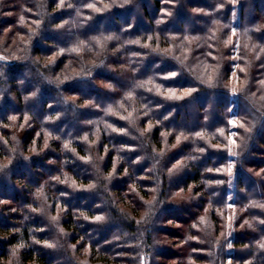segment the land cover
Wrapping results in <instances>:
<instances>
[{"label":"trees","instance_id":"trees-1","mask_svg":"<svg viewBox=\"0 0 264 264\" xmlns=\"http://www.w3.org/2000/svg\"><path fill=\"white\" fill-rule=\"evenodd\" d=\"M8 3L18 4L16 7L24 9L23 14L30 18V21L35 22L38 18L41 22L38 29L34 27L36 25L31 26L34 27L31 31L36 32L33 34L35 38L31 49L33 55L47 57L51 53L49 47L52 46L60 52H65V55L61 56L56 66L45 69L40 63L28 57L11 63L0 61V121L8 122L9 115L13 114L22 116L30 114L40 130H48L55 136L52 141L53 148L60 152L62 158H66L74 165L72 167L65 164L63 167V164H58L59 157L51 152H47L45 156L24 159L22 153L17 151L11 166L2 173V181L10 183L6 186L3 182L0 183V198L9 197V192L15 197L16 192L12 187L14 181H26L27 189L30 188L28 192H31L39 183L38 181L33 183L31 174L32 172L35 174V171L40 172L41 178H51L53 172L62 170L61 177H64V171H68L77 181L86 184L91 179L96 180L95 163L75 159L70 151L61 147L62 142L71 143L70 146L85 157V153L91 148H88L82 139V136L89 131V126H83L82 122L102 119L115 122L117 120L114 119L115 115L111 111L116 104H125L128 107L135 105L148 115V119L156 122L154 135L150 137L153 140L150 142L148 137L140 135L125 122H115L117 126L126 128L125 133L108 134L105 131L101 139L110 149L115 146L114 152L120 156V175L124 173L125 165L131 170L126 178L110 183L111 191L117 194V199L121 197L122 202L131 197L134 199L137 195L136 190L129 194V185L139 183L138 189L142 192L140 189L144 181L136 176H139L141 167L147 169L146 167L152 166L155 183L159 186L158 200L155 201V205L149 204L154 213L149 217L148 224L141 229L142 226H137L134 220L116 207V202L105 190V182H98L99 185L91 190L77 192L51 179L47 183L46 196L54 207L57 203L65 206L66 211L61 223L69 234L67 237L70 242L75 244L80 241L84 246L88 245L93 257L99 258L96 264H119L117 258L112 256L116 250L114 244L118 239L125 249V255L127 254L124 259L125 264H136L142 248L137 244L140 237V240L145 241L146 249L154 252L156 257L161 259L162 250L157 251L152 240L153 234H158L157 225L162 218L164 219V215L171 212L173 214L170 209L160 206L164 197L168 196L172 189H180L181 186L188 188L193 184L195 189H201L206 193L202 200L194 201L195 203L210 201L214 207L226 208L228 183L223 175L226 169L224 165L233 163L236 166L235 173L239 183L234 205L238 208L245 207L243 208L246 210L245 216L252 219L251 228L256 232L241 235L238 233L234 236V250L231 254L221 242L210 240L208 235L200 243L206 242L208 245L206 257L208 261L212 258L209 250L215 247L219 264L223 263L228 255L235 262L250 258L252 264H264V223L259 222L261 218L264 221V218L259 215L262 211L252 207L254 202L262 201L264 180L253 177L245 170L256 167L252 158L254 153H257V147L264 145V96L259 94L261 95L259 98L256 93L255 97H251L250 93L233 92L222 79L223 70H219L218 66L220 74L215 73L216 81L206 83V79L201 77L202 72L198 70L202 67L192 64L196 63L195 58L193 60L191 58L192 63L189 66L178 58L184 52L183 49L176 50L179 54L175 52L176 54L169 55L159 47L158 49L155 47L161 42L177 44V40L197 39V42L184 41V47H191V43H194L192 48L198 49L192 51L194 57L202 58L201 60L204 61L209 60L211 63L214 61L213 56H217L218 61L221 62L224 51L218 48L215 32L219 27H226L229 31L236 29L242 34L246 43L255 42L263 47L264 51V27L260 26L261 15H264V0H9ZM31 8L36 9L37 14L32 13ZM140 10L141 16H137L135 12ZM32 14H35V17ZM28 20L23 18L25 22ZM100 42L103 43L99 45ZM82 52L86 56H80ZM252 54L247 51L245 53L246 65L251 68V76L248 73L247 78L249 84L257 81L260 71L258 69V73L257 71L253 73L252 69L264 67V55L258 62ZM65 57L76 58L80 72L76 77L74 75L76 79L72 84L66 83L62 86L55 84L47 76V72L48 69L57 70ZM120 64L126 66L128 70L118 72L112 70L113 67L118 68ZM108 73L113 77L107 76ZM208 73L206 72V75ZM24 75H28L35 88L46 86L48 91L53 90L56 93L54 95H58L57 103L54 101L49 103L50 94L47 92L43 94L44 91L41 92L45 99L40 93L31 98L30 90L18 84L21 79L26 81L23 79ZM262 75L264 69L260 72V76ZM5 80L8 81L7 85ZM98 80L112 84L111 90L101 89L95 83ZM249 84L248 86L253 88L254 85ZM73 85L80 86L83 89L81 97L84 100L88 97L96 102L97 106H94L100 111L90 112L80 103L68 99L69 95L80 94L79 91L69 89ZM155 87L161 90H188L189 93L181 100H165ZM257 92L264 93V86L258 85ZM5 95L9 99L4 98ZM12 96L15 97V102L12 101ZM38 103L42 108L35 112ZM55 104H58L56 108H50L49 105ZM193 104L199 107L197 111L191 109ZM179 110L185 112V118L181 119ZM231 115L245 123V127H240L239 131L245 134L246 141L237 154L231 155L226 150L215 148L212 142L206 141L202 136L189 138L188 142L177 150L169 152L168 155L160 153L162 141L159 132L162 130L186 134L190 137L197 134L217 135L218 129H223L221 126H225L224 130L228 133L227 127L232 128L228 124ZM69 121L76 123L71 125ZM180 121L182 125L179 124ZM236 130L238 133V129ZM32 134L33 132H28L25 135L23 140L25 148L32 143ZM215 137L213 141L217 140ZM57 138L59 140H56ZM153 142L158 147V151H153ZM6 150V146L0 142V155L6 153ZM114 152H111L107 160L105 168L107 172L115 157ZM50 158L57 160L56 168L43 165ZM178 158L184 162L187 173L183 172L184 179L181 174L178 175L179 178L177 175L168 178V167ZM25 173L28 175L25 176ZM143 189L151 188L146 186ZM242 191L245 193L243 194ZM126 192H128L126 197L122 198L121 194ZM17 200L18 204H22L21 209L24 211L21 218L11 211L3 213L0 210V264H6L9 257L12 258L11 255L17 254L15 251L20 247L23 248L19 251L18 258H12L14 260L12 264H80L68 250L64 235L57 234L54 225L46 221L44 213H34L28 209L33 206L36 208L38 204L22 196ZM133 205L135 210L139 207L137 201ZM182 215L186 218L190 213L183 211ZM96 217L100 219L95 221L93 218ZM45 241L50 242V246H47ZM219 245L220 249H218ZM200 246L203 247L202 244ZM246 246L249 248L238 250ZM200 258L196 257L199 260ZM187 261L186 258L185 264ZM197 263L201 262L197 261Z\"/></svg>","mask_w":264,"mask_h":264},{"label":"rangeland","instance_id":"rangeland-1","mask_svg":"<svg viewBox=\"0 0 264 264\" xmlns=\"http://www.w3.org/2000/svg\"><path fill=\"white\" fill-rule=\"evenodd\" d=\"M45 1V0H40ZM64 1V0H61ZM9 0H0V61L3 63H11L14 60L23 59L25 57L32 58L37 63H40L43 67V69L48 67H54L58 62H60L61 56L65 55V52H60V50L55 49V47H49L51 53L47 57H41L36 56L31 53L32 49V43L33 39L35 38L33 34H36V32H32L34 27L38 29V26L40 25V21L37 18L35 22L30 21L31 19L26 17L23 13L25 12L24 9H21V7H16L18 4H9ZM152 5V3H150ZM2 6V8H1ZM32 13H36V9H32ZM38 12V11H37ZM198 12V11H193ZM37 14V13H36ZM137 16H141L142 11L135 12ZM33 17H35V14H32ZM23 18L29 19L28 21H23ZM22 19V20H21ZM261 27H264V15H261ZM30 21V22H29ZM36 25V26H34ZM34 26V27H31ZM146 26H148V23H146ZM27 27V28H25ZM29 31L32 32V34L29 33ZM215 36L218 38L217 43H219L218 48L223 49L224 55L222 56L221 62L218 61L217 56H213L214 61H211V64L209 60H201L202 58L194 57L192 55L193 49L192 45L194 43H191V47H184L185 42L184 41H192L194 39H183L184 41L177 40V44L172 43H157V47L163 52H166L169 55L179 54L177 49L180 48L183 49V53H181L178 58L182 60V62H185L186 65L189 66V64L192 63L191 58H195L196 63L201 66L202 68H198L199 71L202 72V76L206 83H214L216 81L215 73L218 75L220 74L219 70H223V80L226 81V85L229 87V89H232L233 92L240 91L242 93H250L251 97H255L256 93H258L257 97L264 96V93L257 92L258 91V85L264 86V75L260 76V72L264 69V67H256V69H252L253 73L260 69L259 75L256 78L257 81L254 82V84H249L247 78L249 77L250 73V67H248L247 64V56L245 55L246 51L249 53H253L254 58L259 60L262 58V55H264V51L262 50L263 47H261L259 44H256L255 42H248L246 43L242 34H239L236 29H231V31L227 30L226 27H219L218 30L215 32ZM103 40V39H102ZM197 39L194 40V42ZM179 41V42H178ZM104 42V41H103ZM103 42H100L99 45H101ZM184 42V43H183ZM182 43V45H181ZM179 44V45H178ZM244 44V45H243ZM180 46V47H179ZM241 46H243V49H241ZM195 47L196 44H195ZM245 47V48H244ZM181 52V51H180ZM80 56H86L84 55V52H82V55ZM251 56V55H250ZM85 58V57H84ZM221 58V57H220ZM252 58V57H250ZM76 59V58H75ZM72 57H65L64 62L59 65L60 67L57 70H50L48 69L47 76L51 78L55 84L58 85H65L66 83L72 84V82L75 81V77L77 76V73L80 72V66L78 62L75 61ZM216 59V60H215ZM194 62V61H193ZM259 64V63H258ZM257 64V65H258ZM219 67V70L217 68ZM207 67V68H206ZM206 68V69H205ZM212 68V69H211ZM113 71H125L128 70V68L122 64L118 68H112ZM218 70V72H216ZM3 72V71H2ZM206 72H209L206 75ZM5 73V72H3ZM249 73V74H248ZM75 75V77H74ZM110 73L107 74L109 76ZM106 76V75H105ZM111 78L113 77L110 75ZM167 78H169L167 76ZM23 79H26V81L20 80L18 82L19 85L26 86L27 90L31 92L30 97L34 98L36 95L40 93V96L44 97V93L47 92L50 94V99L48 100L49 103L54 101L57 103L58 95H54L53 90H47L46 86H32V81L29 80L28 75H24ZM103 79V78H102ZM7 85L8 81H4ZM96 84L101 87V89L104 90H111L112 84H109V82L105 83L102 81L95 82ZM223 83V81H222ZM67 84V85H68ZM249 85H254L251 88ZM247 85V88L245 86ZM32 86V87H30ZM22 87V88H24ZM41 87V88H38ZM11 88V86H10ZM21 88V89H22ZM83 88V87H82ZM156 88V91L158 94L162 97H164L165 100H181L182 97L186 96L189 91L188 90H167L161 88ZM154 88V90H155ZM42 89V90H41ZM69 89L72 91H79L80 94H72L69 95L68 99L80 103L83 105V108H88L90 112L93 111H100L99 108H95L94 105L97 106V103L93 100H90V98L86 97L85 100L83 97H81L82 93L81 91L83 89L80 88V86H71ZM79 89V90H78ZM254 89V90H252ZM39 90V92H38ZM43 94H42V92ZM74 93V92H72ZM1 94V93H0ZM33 94V95H32ZM56 94V93H55ZM87 94V93H86ZM261 94V95H259ZM53 95V96H52ZM3 96V93H2ZM9 99L6 95L4 98ZM67 97V95H66ZM256 97V98H257ZM3 98V97H2ZM260 98V97H259ZM12 101L15 102V97H11ZM58 104L55 105H49L50 108L54 107L56 108ZM48 106V107H49ZM40 103L37 104V107H35L34 111L37 112L41 110ZM199 108L197 105H192L191 109L196 110ZM98 110V111H97ZM194 110V111H195ZM115 116L114 119L117 120L115 122H125L129 125V127L132 126L133 129H136L140 135H143L145 137H148L151 140H153L150 137H153L154 130L156 129V122L152 119L147 118V114L144 113L140 108L137 106H127L125 104H116V107L111 111ZM175 112V111H172ZM180 114L181 119L185 118L186 116L184 111H178ZM187 113V112H186ZM11 114V112H10ZM188 115V114H187ZM187 118V117H186ZM9 121H0V142L1 144L5 145L7 150L5 151L3 155H0V183L3 182V174L4 171L9 168L13 162V156L19 151L22 153V157L24 159H31L36 156H45L47 152L53 153L55 156L59 157V163L63 164V167L66 165L72 166L73 163H70L69 160L66 158H62L60 152L58 153L55 148L52 146V141L55 139V136L52 135L48 130H40V127L36 125L35 119L30 114H24L23 116L20 114H13L9 115ZM105 119H102L101 121H95L89 120L82 122L83 126H89V131L86 132L82 139L83 141L88 145V148H91V150H88L85 153V157L81 156L79 152L76 151V149L72 148L70 146L71 143L69 142H62V148L64 150H68L73 154V157L75 159H81L83 161H86L88 163H95V172L97 173L96 180H89V183H84L77 181L71 173L68 171H64V177H61L62 170L60 172L56 171L53 172L51 175V178H41L39 175L40 172H36L35 174L32 172L33 177V183L38 181V185L35 186V188H32L31 192L30 188L28 187L26 181H14L12 184V187L14 188L16 194L15 197H13V193L9 192V197L6 198H0V210L3 211V213L13 212L15 215H17L19 218H21L24 215V211L21 209V205L18 204V198L22 196L25 199H30V201H33L34 203L38 204V206L35 208L34 206L28 207V209L34 213H40L45 215V219L50 224H53L55 229L57 230V234L60 233L64 235L66 240V246H68V250L70 251L71 255L80 263V264H96L99 260L98 257H93L91 249L87 246H84L80 241L73 244L70 242L69 238L67 237L69 234L64 230L62 226V218L64 216V213L66 211V208L63 204L57 203V205L54 207L53 203L50 202L49 198L46 196V187L47 183L53 179L57 183L63 186H67L69 189L74 191H87L95 188L98 186V182L103 181L106 183L105 190L108 192L111 197L116 202V207L125 215H128V217L136 222L137 226H142L141 229H143V226L148 224L149 217L151 214L154 213L153 208H151L152 203L155 205V201L159 198V186L155 183L154 175L152 166L151 167H141V171L139 176H136V178L140 179L141 181H144V184L141 185L139 191V183L131 184L128 186V192L133 193L135 190L137 191V195L133 199H126V201H121V197L116 198L117 194L113 193L110 189V183L116 182L117 180L123 179L125 176H128L131 172L130 168L125 165L124 173L122 175L120 171V156L118 153L114 152V149L116 150L115 146L113 149H110L109 146H106L102 142V133L107 132L110 133H125L126 128L119 127L115 124V122H107ZM71 125H75V121H69ZM180 125H182L181 121L179 122ZM191 123H188L190 125ZM228 124L232 127L229 129L227 127L228 133L225 132L224 127L221 126L223 129H218L217 135H210V134H203V135H192L188 137L186 134H180L175 133L173 131H164L162 130L159 132V137L162 141V147L160 153L169 154L174 150H177L179 147H181L184 143L188 142L189 138H193L196 136H202L206 141L212 142V145L215 148H218L220 150H226L232 154H237V152L241 151L242 145L244 141H246L245 134H242L241 130L239 131L240 127H245V123H243L242 120L235 119L232 115L230 118H228ZM42 128V127H41ZM226 128V127H225ZM238 129V133L237 130ZM28 132H33V141L31 144H29L26 148L23 144V140L25 135ZM221 135V137H220ZM216 136V137H215ZM214 137L217 138V140H214ZM56 140H59L58 138ZM153 151H158V147L154 145V142L152 144ZM67 151V152H68ZM114 152L115 157L113 158L112 164L110 166V170L106 171V164L107 160L109 158V155H111V152ZM257 153H254L253 156V163L256 165V167L246 168L245 170L252 175L253 177L259 178L261 180H264V145L263 147H257L256 150ZM138 163V162H137ZM57 160L50 158L49 160H46L43 165L49 166L53 168H56ZM139 164V163H138ZM141 165V164H140ZM185 164L181 160V158L176 159L167 170V177L169 178L172 176H178L181 174V177L184 175V173H187V170L184 167ZM225 173L223 175L225 176V180H227L228 183V190H227V203L226 208L223 207H214L210 201L206 202H200L195 203L196 201L202 200L204 193L201 189L197 188L195 189V185H190L188 188H183L182 186L180 189H172L171 193L168 194V196H165L163 201L161 202V207L170 209L172 212L168 215H164V219L160 220V223H158V234H153V243L154 247L157 248V251L162 250L163 257L160 259L159 257H156V254L150 250L146 249L145 241L137 240V244L142 246L141 253L139 255V261L136 264H185V259L187 258V264H198L197 261H200L199 264H219L217 263L218 259L214 249L209 250V253L212 254L211 261H208V258H206L208 255V245L206 242L200 243L201 240H204V238L208 235L210 237V240L216 241L218 243H222L223 247H225L226 251H228L229 254L233 252L234 246H233V238L238 233L246 234L247 232H256L254 231V228L252 227V219L249 216H245V207L238 208L235 207L234 202L237 195V189L239 187V183L237 180V174L236 172V166L234 164L226 163L224 165ZM127 169V170H126ZM144 169V170H143ZM184 172V173H183ZM219 173H221L219 171ZM46 174V173H45ZM44 174V175H45ZM28 174L25 173V176ZM126 178V177H125ZM179 178V176H178ZM182 179H184L182 177ZM181 180V179H180ZM10 183V182H8ZM8 183H4L5 186L8 185ZM163 183V182H162ZM32 184V182H31ZM98 184V185H97ZM158 187H157V186ZM32 186V185H31ZM30 186V187H31ZM149 187L148 189H143ZM172 187V186H170ZM158 188V189H157ZM123 193L122 198L126 197V194ZM145 192V193H143ZM241 192V191H240ZM244 194L245 191H242ZM67 198V197H66ZM69 199V197H68ZM262 201H256L252 204V207L257 208L259 211H262L261 214L257 212L260 216L264 218V196L261 198ZM140 200V202H138ZM89 201V200H88ZM87 201V202H88ZM137 201V204L139 207L137 209H134V202ZM195 201V202H194ZM73 204L75 201L72 202ZM45 204V205H44ZM151 204V206H149ZM44 205V206H43ZM141 205V206H140ZM185 206H187L185 208ZM246 206V205H245ZM247 207V206H246ZM188 212L190 213V216H187L184 218L182 213ZM81 212V211H80ZM87 215V214H86ZM87 218V216H85ZM98 217L93 218L95 221ZM100 218V217H99ZM88 220H90L88 218ZM261 218L259 222L261 224L264 223ZM92 221V220H91ZM162 221V222H161ZM47 242L46 245L50 246V242ZM200 244L203 245V247L200 246ZM116 249L114 251V255H112L114 258H117V261H119V264H125V258L127 257L125 255V249L123 248V245L120 244V242H115ZM113 245V246H114ZM189 245V247H188ZM111 246V245H110ZM138 246V245H137ZM23 247H20L18 249L17 254L15 252L14 255H11L12 258H18V253ZM218 248V247H217ZM249 246H246L245 248H238L239 251L248 249ZM203 249V250H200ZM220 249V245L219 248ZM207 250V251H205ZM200 253H197V252ZM215 251V252H214ZM214 252V253H213ZM116 254V255H115ZM165 254V256H164ZM18 255V256H17ZM201 257L200 260L196 259V257ZM230 256L226 257V260L221 264H252V259H246L244 261L237 260L236 262L233 261ZM9 257V261L6 264H12L14 260ZM154 258V259H153ZM113 259V258H112ZM154 262H153V261ZM114 264V263H113Z\"/></svg>","mask_w":264,"mask_h":264},{"label":"snow or ice","instance_id":"snow-or-ice-1","mask_svg":"<svg viewBox=\"0 0 264 264\" xmlns=\"http://www.w3.org/2000/svg\"><path fill=\"white\" fill-rule=\"evenodd\" d=\"M173 75H175V74H173ZM97 219H100V218L98 217Z\"/></svg>","mask_w":264,"mask_h":264}]
</instances>
